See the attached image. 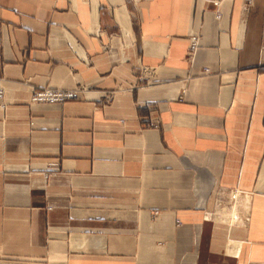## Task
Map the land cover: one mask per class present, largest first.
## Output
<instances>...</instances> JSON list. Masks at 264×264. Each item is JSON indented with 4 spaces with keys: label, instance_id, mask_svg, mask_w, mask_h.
Returning a JSON list of instances; mask_svg holds the SVG:
<instances>
[{
    "label": "crops",
    "instance_id": "obj_1",
    "mask_svg": "<svg viewBox=\"0 0 264 264\" xmlns=\"http://www.w3.org/2000/svg\"><path fill=\"white\" fill-rule=\"evenodd\" d=\"M0 91V264H264V0H0Z\"/></svg>",
    "mask_w": 264,
    "mask_h": 264
},
{
    "label": "built area",
    "instance_id": "obj_2",
    "mask_svg": "<svg viewBox=\"0 0 264 264\" xmlns=\"http://www.w3.org/2000/svg\"><path fill=\"white\" fill-rule=\"evenodd\" d=\"M218 2V1H217ZM196 43L195 38L191 41L190 49H193ZM1 96V91H0ZM80 96L79 89H59L47 86L32 93L31 100L34 102H64L69 99L78 98Z\"/></svg>",
    "mask_w": 264,
    "mask_h": 264
}]
</instances>
